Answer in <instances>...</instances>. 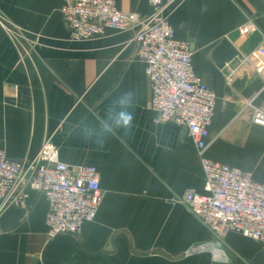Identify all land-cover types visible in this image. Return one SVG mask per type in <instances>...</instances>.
Instances as JSON below:
<instances>
[{"label":"crops","instance_id":"0c3cea01","mask_svg":"<svg viewBox=\"0 0 264 264\" xmlns=\"http://www.w3.org/2000/svg\"><path fill=\"white\" fill-rule=\"evenodd\" d=\"M112 1L123 13L151 14L147 0ZM163 1L177 39L191 46L194 72L217 98L206 156L264 185V128L251 122L254 110L264 114V74L242 62L264 45V0ZM63 4L0 0V150L18 161L47 142L70 170L97 169L102 202L79 236L48 240L49 205L28 191L0 212V264H264L260 244L232 232L216 238L182 204L185 193H204L201 165L184 130L152 111L130 33L74 41ZM129 91L130 128L104 133L109 108L121 111L114 101ZM240 238L248 253L236 248ZM216 243V251H192Z\"/></svg>","mask_w":264,"mask_h":264},{"label":"built area","instance_id":"2783aa9c","mask_svg":"<svg viewBox=\"0 0 264 264\" xmlns=\"http://www.w3.org/2000/svg\"><path fill=\"white\" fill-rule=\"evenodd\" d=\"M147 3L151 14L144 18L121 12L112 0H64L60 15L74 41L98 38L107 31L130 33L129 41L138 46L137 57L150 85L152 111L160 122L186 131L201 165L204 193L189 191L182 204L216 238L232 232L264 249V185L250 173L206 156L216 95L194 72L191 46L177 39L168 5L163 0ZM242 62L262 76L264 45L245 55ZM251 122L264 128V114L254 110ZM28 191L42 194L49 205L48 240L79 236L85 225L94 222L102 202L97 169L70 170L47 142L33 158L18 161L0 150V212L22 204Z\"/></svg>","mask_w":264,"mask_h":264},{"label":"clouds","instance_id":"9594fccd","mask_svg":"<svg viewBox=\"0 0 264 264\" xmlns=\"http://www.w3.org/2000/svg\"><path fill=\"white\" fill-rule=\"evenodd\" d=\"M134 93L129 91L124 93L120 98L114 101V104L121 108V111L116 112L115 108H109L108 120L101 122V128L104 133H113L114 128H130L133 121V113L127 109L133 107ZM111 121L112 123H109Z\"/></svg>","mask_w":264,"mask_h":264},{"label":"rangeland","instance_id":"374dc122","mask_svg":"<svg viewBox=\"0 0 264 264\" xmlns=\"http://www.w3.org/2000/svg\"><path fill=\"white\" fill-rule=\"evenodd\" d=\"M235 246L238 249V251L242 252V253H248L251 248L249 246V244L247 243V241L240 239H235ZM264 255V254H263ZM262 256V255H261ZM260 256V257H261ZM262 258V257H261ZM263 259V258H262ZM261 259H259L258 261H260Z\"/></svg>","mask_w":264,"mask_h":264},{"label":"water","instance_id":"95a60500","mask_svg":"<svg viewBox=\"0 0 264 264\" xmlns=\"http://www.w3.org/2000/svg\"><path fill=\"white\" fill-rule=\"evenodd\" d=\"M184 133L186 134V131H184ZM221 248V244L220 243H216L214 246H211V245H204V246H201L197 251L198 252H203V251H210V250H218Z\"/></svg>","mask_w":264,"mask_h":264}]
</instances>
